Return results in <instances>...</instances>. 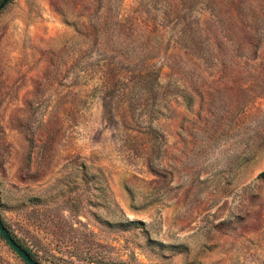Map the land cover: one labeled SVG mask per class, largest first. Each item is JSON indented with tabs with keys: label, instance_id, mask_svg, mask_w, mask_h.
<instances>
[{
	"label": "rangeland",
	"instance_id": "obj_1",
	"mask_svg": "<svg viewBox=\"0 0 264 264\" xmlns=\"http://www.w3.org/2000/svg\"><path fill=\"white\" fill-rule=\"evenodd\" d=\"M0 215L40 264H264V0H12Z\"/></svg>",
	"mask_w": 264,
	"mask_h": 264
},
{
	"label": "water",
	"instance_id": "obj_2",
	"mask_svg": "<svg viewBox=\"0 0 264 264\" xmlns=\"http://www.w3.org/2000/svg\"><path fill=\"white\" fill-rule=\"evenodd\" d=\"M12 0H2L0 3V13L6 8V6ZM0 236L7 242L10 248L20 257V259L26 264H40L34 260L30 254L15 240L8 228L3 222V219L0 215Z\"/></svg>",
	"mask_w": 264,
	"mask_h": 264
},
{
	"label": "trees",
	"instance_id": "obj_3",
	"mask_svg": "<svg viewBox=\"0 0 264 264\" xmlns=\"http://www.w3.org/2000/svg\"><path fill=\"white\" fill-rule=\"evenodd\" d=\"M4 222V221H3ZM5 223V222H4ZM130 224H133L132 222H130ZM138 225H144V223L142 222H138L137 223ZM9 230V229H8ZM10 231V230H9ZM10 233L12 234V236L15 238V240L30 254V256L36 260L37 262H39V259H38V254L33 250L32 247H30L29 245L27 244H24V243H21L20 240L10 231ZM40 263V262H39ZM92 264H125V263H122V262H119V263H109V262H102L100 260H93L92 261Z\"/></svg>",
	"mask_w": 264,
	"mask_h": 264
}]
</instances>
